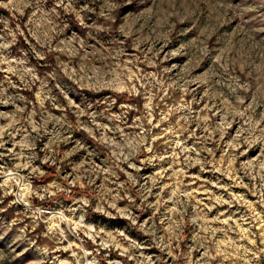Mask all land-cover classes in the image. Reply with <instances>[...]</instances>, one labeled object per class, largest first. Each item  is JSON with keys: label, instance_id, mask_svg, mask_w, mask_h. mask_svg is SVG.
Segmentation results:
<instances>
[{"label": "rangeland", "instance_id": "obj_1", "mask_svg": "<svg viewBox=\"0 0 264 264\" xmlns=\"http://www.w3.org/2000/svg\"><path fill=\"white\" fill-rule=\"evenodd\" d=\"M0 264H264V0H0Z\"/></svg>", "mask_w": 264, "mask_h": 264}, {"label": "trees", "instance_id": "obj_2", "mask_svg": "<svg viewBox=\"0 0 264 264\" xmlns=\"http://www.w3.org/2000/svg\"><path fill=\"white\" fill-rule=\"evenodd\" d=\"M83 133H85L86 135H88V133L86 132V130H83Z\"/></svg>", "mask_w": 264, "mask_h": 264}]
</instances>
